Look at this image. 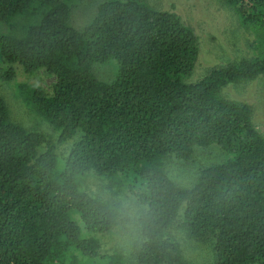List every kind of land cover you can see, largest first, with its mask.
I'll list each match as a JSON object with an SVG mask.
<instances>
[{
  "label": "trees",
  "instance_id": "trees-1",
  "mask_svg": "<svg viewBox=\"0 0 264 264\" xmlns=\"http://www.w3.org/2000/svg\"><path fill=\"white\" fill-rule=\"evenodd\" d=\"M223 1L252 55L190 81L200 39L176 6L0 0V79L29 115L0 94V264H194L203 248L212 264H264V134L225 94L264 74V0ZM122 192L141 205L134 251L103 250Z\"/></svg>",
  "mask_w": 264,
  "mask_h": 264
},
{
  "label": "rangeland",
  "instance_id": "rangeland-1",
  "mask_svg": "<svg viewBox=\"0 0 264 264\" xmlns=\"http://www.w3.org/2000/svg\"><path fill=\"white\" fill-rule=\"evenodd\" d=\"M150 1L155 7L160 9H172V6H176L175 11L196 30L200 39L201 51L195 72L189 79L190 81L199 79L213 67L223 65L234 59L238 60L242 56L252 55L249 44H252L256 40L253 31H248L241 27L235 11L232 7L226 5L223 0ZM89 16L90 12L87 9L84 8L82 10L78 8L75 13L74 24L84 27ZM5 66L6 62L4 64L0 63V76L4 73L2 68ZM39 77L40 79H37L38 82L51 94L55 76ZM16 80H18V76ZM0 94L7 96L6 102L9 103V107L14 114L17 112L25 120L29 117V115H26L27 110L25 107L11 96L12 89L10 88V84L2 79H0ZM225 94L228 98L239 99L252 105L253 121L264 134V74L252 81H239L227 85ZM52 131V126H47L46 132L52 134ZM217 155L219 156V154ZM210 156L214 157L216 155L211 153ZM206 157L207 155L204 154V151H200L193 161H197L198 158L206 160L208 159ZM219 157L223 158L222 155ZM181 170L182 174L176 171L172 172L174 175L173 179L184 185L185 176L191 178L193 171L190 166H183ZM95 181L93 180L90 183L91 187L95 186ZM117 197L121 206L125 209L126 218L115 228L113 239L107 241L106 245L103 246V250L115 244L119 249L125 246L127 250L134 251L133 246L136 240L135 236L132 235V231L136 228L135 223H137L141 205L136 200V196H131L124 192L120 193ZM103 250L100 251L103 252ZM187 256L194 264H212L214 262V256L207 248L194 251Z\"/></svg>",
  "mask_w": 264,
  "mask_h": 264
}]
</instances>
